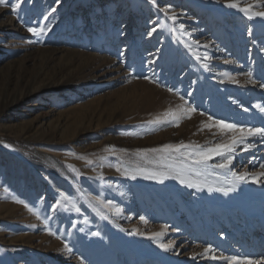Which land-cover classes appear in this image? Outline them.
I'll return each instance as SVG.
<instances>
[{"label": "rangeland", "instance_id": "obj_1", "mask_svg": "<svg viewBox=\"0 0 264 264\" xmlns=\"http://www.w3.org/2000/svg\"><path fill=\"white\" fill-rule=\"evenodd\" d=\"M229 2L0 3V264H264V137L215 125L264 128V0Z\"/></svg>", "mask_w": 264, "mask_h": 264}, {"label": "snow or ice", "instance_id": "obj_2", "mask_svg": "<svg viewBox=\"0 0 264 264\" xmlns=\"http://www.w3.org/2000/svg\"><path fill=\"white\" fill-rule=\"evenodd\" d=\"M4 0H0V3H3ZM58 2V0H57ZM153 3H155V0H153ZM229 7H238V5L233 2V0H230L229 2ZM251 8V5H249L248 7L241 9L242 11L248 12ZM53 11H55V9H53ZM256 16H262L264 17V12H257L255 13ZM45 20L48 19L47 16L44 17ZM173 19H175V14H173ZM29 32H32L34 35L36 36H41L42 34H45V28L41 27V28H29L28 29ZM156 29L153 28L151 32L148 33V35H152V32H155ZM249 35H251V30H249ZM261 87H264V84L260 85ZM172 89H169V91H171ZM189 111H195V109H190ZM261 111L264 112V108H261ZM165 116H171L172 119L176 120L177 126L179 125V120L175 117V115L172 112H166ZM211 119V118H210ZM168 123L170 121L168 120H164L161 121L160 118H157L154 121H150L149 123ZM215 125L218 126L221 131L224 130H229V131H239L241 133V137L240 139H242L244 136H254V135H260L262 137H264V128H242L236 124H230L227 123L225 121H216ZM206 127H212V125H206ZM239 142L238 138L233 137L231 144H216L214 147H209L206 149H202L201 151H199L197 153L198 159H196V163H201V162H205L208 160H211L213 158V156H223L225 154L227 155V159L224 163L218 164L216 165V167H220V168H226L229 166V164L231 163L232 160V156L231 153L233 152L234 148L233 146ZM191 145H186L183 142H181L178 145H170V144H166L163 145V148L165 150L167 149H175L176 151H179L181 148H188ZM196 148H200L199 145L195 146ZM261 167H264V165H261ZM262 175H264V173H262ZM154 178V177H153ZM236 180H242L244 179V174H240L237 175L235 177ZM181 183H184V181L182 180ZM191 186V185H189ZM209 191H211V189H209ZM220 191L225 192V194H227V191H231V189L225 190V189H220ZM164 247H170V246H164ZM210 246L209 248L205 249V252L210 251ZM213 259H216V257H213ZM221 259H225V260H229L232 262V264H259V261H253L248 257H238V256H233V257H221Z\"/></svg>", "mask_w": 264, "mask_h": 264}, {"label": "bare ground", "instance_id": "obj_3", "mask_svg": "<svg viewBox=\"0 0 264 264\" xmlns=\"http://www.w3.org/2000/svg\"><path fill=\"white\" fill-rule=\"evenodd\" d=\"M260 215H261V216H263V215H264V213H263V212H261V213H260Z\"/></svg>", "mask_w": 264, "mask_h": 264}]
</instances>
